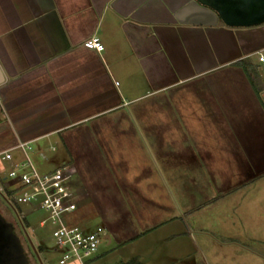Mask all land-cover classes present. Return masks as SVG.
<instances>
[{"label": "crops", "instance_id": "obj_1", "mask_svg": "<svg viewBox=\"0 0 264 264\" xmlns=\"http://www.w3.org/2000/svg\"><path fill=\"white\" fill-rule=\"evenodd\" d=\"M93 35L102 49L83 45ZM261 49L264 22L219 25L217 13L197 0H0V177L6 178L13 163L27 154L20 143L42 151L45 144L53 149L58 139L69 152L68 138L78 129L119 116L154 96L155 114L137 115L142 139L138 152L149 153L150 162L156 163L154 170L174 169L160 183L171 186L172 194L166 196L175 200L173 193L185 182L180 184L176 172L179 155L187 163L185 183L193 188V196L195 186L204 187L200 190L204 201L188 213L202 204L211 207L219 197L239 189L232 207L236 214H215L221 218L219 227L227 223L231 229H221L222 235L228 233L221 247L234 256V264H264V126L261 131L255 126L251 130L243 122L252 118L241 116L243 109L249 114L254 106L257 121L264 117V74L257 70L263 86L255 91L237 64L246 58L255 61L254 53ZM228 89H236L234 99L240 98L239 104L247 100L234 113L230 106L236 104ZM192 90L194 97H189ZM168 91L188 95L185 103L190 105L178 111L177 123H183V128L177 124L178 129H172L163 117L159 104L168 99L160 95ZM146 121L154 123L148 126ZM72 161L64 164L73 166ZM230 168L249 172L230 185L224 172ZM218 171L220 180L215 175ZM206 173L215 177L207 181ZM149 178L145 182L155 185ZM210 185L227 189L207 193L205 187ZM177 218L173 214L154 228L164 225L178 230ZM187 227V235L183 230L166 235L171 239L181 233V238L189 240L176 248L189 258L187 263L180 261L181 255L176 263L210 264L206 252L211 232L205 237L199 222ZM154 228H145L128 241L133 243ZM105 235L109 243V232ZM135 257L139 264H146L142 255Z\"/></svg>", "mask_w": 264, "mask_h": 264}, {"label": "rangeland", "instance_id": "obj_2", "mask_svg": "<svg viewBox=\"0 0 264 264\" xmlns=\"http://www.w3.org/2000/svg\"><path fill=\"white\" fill-rule=\"evenodd\" d=\"M254 57H256V55H254ZM253 61L254 60H252V63L255 65V61H257L258 64L256 65V69L264 74V68L260 66L257 58L254 62ZM235 90L236 89H233V91H231V89L227 90V94H231L233 99L238 98L234 96L233 92ZM172 92L173 94L169 91L162 92L160 96L166 97L168 102L159 104V107L162 109L161 112L163 117L166 118L169 123L168 125L170 127L172 126V129H178L177 124L183 128V123H177L179 119L178 111H181V107L190 105L185 103L188 101L186 98L188 95L189 97H194V90H192V94L189 93L188 95L186 91L183 93H181V91ZM152 98H154V96H147L145 99H142V104L138 105L137 108H128L127 112H123L119 116L110 118L107 121H98L87 127H82L80 130L78 129L68 138V143L71 145L68 149L69 152L57 139L54 141L53 149L47 147V144H45L42 146V151H39L38 147H33L31 145L29 147L30 149H27V155L34 168L39 172H45L61 166L70 158L73 160V166L76 170L71 176L72 187L70 196L75 199L77 209L69 214L68 218L71 222L83 226L86 230L109 232V243H106L107 239H104L98 247L99 251L102 253V260L105 264H126L131 259L136 258L135 256L137 253L142 255L146 264H150L153 261L156 263L158 261L159 264H177L176 256L178 255H181V262L187 263L189 258H183L185 257L183 256L184 254L180 251L177 252L176 248L178 247L177 244L181 241L184 242L185 240H189L181 238L183 235L181 233L175 235L176 237L171 235V237H169L171 239H166V235L178 230H183L184 234L187 235L188 233H185L188 230L187 226H193L196 222L204 226L205 237H207V233L211 232L209 241L210 246H208L206 252L210 264H227L229 263L228 261H233L235 258L233 255L232 257L229 256L227 249L223 251L221 243L225 241V238H228V233L222 235L223 232H220L224 229L228 230L226 232H230L231 229L229 230V228L226 227V217H224V222L226 224L223 226L221 224L222 227H219L221 218L217 217L215 214L219 211L230 212L232 215L236 214L232 207L233 204L235 205V197L239 193V189L228 193L229 195L227 194L226 196L219 197L215 203L210 204L211 207L202 204L204 206L198 210L195 211L193 209L195 212L188 213L189 210L192 211L193 207L198 206L201 200L204 201L203 191H200L204 187L195 186V192L197 194L196 197L193 196V193H191L193 188L191 185L185 183L187 171L184 167L187 163L181 159L183 156L179 155L180 159L178 158L177 163V167L179 168L176 172L180 179V184L184 182V180L185 182L178 187L177 193H173L177 201L176 199L171 201L172 198H170V196L172 193H170V184L168 183L166 187L165 185H160V183L162 178H165L166 174L171 175L174 169L171 170L167 168V170L163 169L162 171L154 170L152 169V164L156 166V163L153 161L150 162L151 158L148 155L149 153L145 151L138 152L139 147L142 146V139L138 138L139 126L137 115L144 113L145 115L153 116L155 114L154 110L156 109V105L152 103ZM170 99H174L173 103L175 104H171ZM182 99L185 104L180 101ZM245 99L246 98L240 101L241 104L234 99L233 103L236 105H233V107L230 106V113H234L235 110L238 111L240 107L245 106L242 105L246 103L247 100ZM249 109V114L245 113L243 109L241 116L249 115L252 121L248 120V117H246V121L243 123L247 124V127L251 130H253L255 126L258 131H261L264 126V117H261L262 115L259 116L257 121L258 114L256 108L250 106ZM127 115L130 116V120L128 118L125 119L128 117ZM254 117L257 122L253 121L255 120ZM146 122H148L146 124L149 126L153 121ZM129 136L132 137L130 138ZM195 156L196 158L201 157V155ZM188 164L190 163L188 162ZM222 171L223 170H221V173ZM197 172L199 171L197 170ZM224 172L227 182L233 185L241 178L239 176H241L243 172L246 174V172L249 171L240 168L239 170L230 168L227 170L225 169ZM212 174L209 173L208 175V173H206L204 179H208L207 181H209V179H213L215 175L216 179H222V177L220 178L222 174H219V171L216 174L214 173L215 175ZM148 178L151 179L155 185H148L147 182H145ZM12 185L13 181L10 177H0V186L5 195L10 193ZM205 188H208L207 193H209L211 189L216 191H220L224 188L227 189V187L211 185ZM154 194H156V196ZM166 195H170L169 198ZM80 196L82 198H80ZM6 201L7 200L0 193V213L5 219H7L6 217L8 215L9 219L14 222L16 229L20 231L22 238L25 240H21L24 252L29 250V253L33 256L30 263L40 264V262L36 260L34 251L27 239V235L32 240L42 264H58V255L57 251L53 250L54 241L51 238L49 224H45L42 227L38 225V220L44 215L43 212L37 207L29 204V202L14 201L11 199L10 201L13 204V208L9 206ZM203 211L205 213L202 214ZM212 212H215L213 216L210 215ZM173 214L180 216V218H177V220L181 221L179 222L180 225L178 230H176L175 227L164 225H158L154 228V226H156L155 224ZM195 216L197 218L194 223ZM149 227H153L154 229H152L150 233H147L146 236L136 239L133 243L128 241L129 238ZM202 237L201 234L200 239H202ZM25 242L27 244L26 247L24 246ZM166 242L168 243L167 245ZM207 242L208 241L205 240V243ZM197 253L198 252H192L194 257H197V259L201 261V256H198ZM169 254H171V256ZM143 255H146V257ZM232 263L234 264V261Z\"/></svg>", "mask_w": 264, "mask_h": 264}, {"label": "built area", "instance_id": "obj_3", "mask_svg": "<svg viewBox=\"0 0 264 264\" xmlns=\"http://www.w3.org/2000/svg\"><path fill=\"white\" fill-rule=\"evenodd\" d=\"M83 45L87 48L102 49V43L95 35L86 38ZM254 54L260 66L264 68V49ZM18 146L21 149H29L26 143H20ZM6 156L8 157V154ZM74 172L75 168L68 164L39 172L25 154L24 158L13 163L5 174L6 178L10 177L13 181L10 193L5 195L1 186L0 193L11 207L13 204L10 200L13 199L29 202L43 212L38 225L42 227L49 224L58 264H105L98 249L101 241L107 239L105 232L86 230L68 218L77 208L75 199L70 196L71 176Z\"/></svg>", "mask_w": 264, "mask_h": 264}, {"label": "water", "instance_id": "obj_4", "mask_svg": "<svg viewBox=\"0 0 264 264\" xmlns=\"http://www.w3.org/2000/svg\"><path fill=\"white\" fill-rule=\"evenodd\" d=\"M213 9L219 25L250 26L264 22V0H197ZM106 237L109 239L108 235ZM36 259L42 264L32 240L27 235ZM12 252V253H11ZM0 264H29L13 225L0 214Z\"/></svg>", "mask_w": 264, "mask_h": 264}, {"label": "trees", "instance_id": "obj_5", "mask_svg": "<svg viewBox=\"0 0 264 264\" xmlns=\"http://www.w3.org/2000/svg\"><path fill=\"white\" fill-rule=\"evenodd\" d=\"M237 64H239L243 68L248 80L250 81V83H251L252 87L255 89V91L261 90L263 85L258 78L256 65L253 64L252 61L250 59H247V58L237 61ZM143 232H141V233H143ZM141 233H139V234H137L131 238H135V237L139 236ZM126 264H139V262L137 261L136 258H133L130 261H128Z\"/></svg>", "mask_w": 264, "mask_h": 264}, {"label": "flooded vegetation", "instance_id": "obj_6", "mask_svg": "<svg viewBox=\"0 0 264 264\" xmlns=\"http://www.w3.org/2000/svg\"><path fill=\"white\" fill-rule=\"evenodd\" d=\"M1 214V213H0ZM2 215V214H1ZM3 216V215H2ZM4 217V216H3ZM5 218V217H4ZM7 220V219H6ZM7 221H9V222H11L12 223V225H13V233L19 238V240H20V243L22 242L21 240H24L23 238H22V236H21V234H20V231L18 230V229H16V227H15V225H14V222L12 221V220H10V219H8ZM25 241V240H24ZM25 244V245H24ZM23 245L26 247V242L24 243ZM12 253V252H11ZM25 254H27V256L29 257L28 258V262H29V264H31L30 262H31V260L33 259V256H32V254L31 253H29V250H26V252H25ZM35 257H36V255H35ZM37 260V259H36ZM33 262V261H32Z\"/></svg>", "mask_w": 264, "mask_h": 264}]
</instances>
